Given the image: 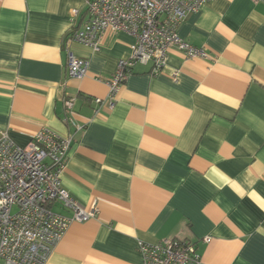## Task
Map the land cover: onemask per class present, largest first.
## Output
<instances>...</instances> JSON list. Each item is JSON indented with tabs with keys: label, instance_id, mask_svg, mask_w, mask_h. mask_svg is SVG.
Masks as SVG:
<instances>
[{
	"label": "crops",
	"instance_id": "crops-1",
	"mask_svg": "<svg viewBox=\"0 0 264 264\" xmlns=\"http://www.w3.org/2000/svg\"><path fill=\"white\" fill-rule=\"evenodd\" d=\"M86 18V0H0V131L19 146L44 126L72 134L62 186L99 206L68 225L47 264H141L137 241L165 238L193 242L207 264H264V0L188 14L177 34L206 55L170 48L157 73L136 64L112 110L93 98L134 39L71 41ZM69 52L88 61L82 78L67 75Z\"/></svg>",
	"mask_w": 264,
	"mask_h": 264
},
{
	"label": "built area",
	"instance_id": "built-area-1",
	"mask_svg": "<svg viewBox=\"0 0 264 264\" xmlns=\"http://www.w3.org/2000/svg\"><path fill=\"white\" fill-rule=\"evenodd\" d=\"M209 0H86L87 18L73 30L70 40L99 50L107 32L131 35L129 55L119 59L116 70L102 78L106 97L95 96L97 104L112 110L121 84L136 64L152 63V72L165 65L170 48L186 57L205 56L177 34L184 18ZM78 9L70 10L75 23ZM88 61L68 53L67 75L82 78ZM101 79V78H100ZM75 97H65V117L75 128ZM72 134L61 135L42 127L26 146L17 145L5 130L0 131V264H47L53 246L71 222H83L99 214L98 202L81 206L62 186L61 172ZM58 203L71 211L66 216L51 209ZM210 237H205L208 242ZM141 264H207L190 241L165 238L155 243L137 241Z\"/></svg>",
	"mask_w": 264,
	"mask_h": 264
}]
</instances>
